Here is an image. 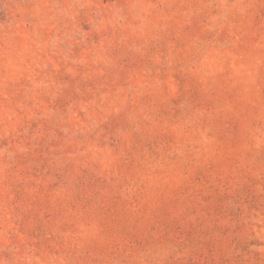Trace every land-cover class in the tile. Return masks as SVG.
Masks as SVG:
<instances>
[{
	"label": "rangeland",
	"instance_id": "rangeland-1",
	"mask_svg": "<svg viewBox=\"0 0 264 264\" xmlns=\"http://www.w3.org/2000/svg\"><path fill=\"white\" fill-rule=\"evenodd\" d=\"M0 264H264V0H0Z\"/></svg>",
	"mask_w": 264,
	"mask_h": 264
}]
</instances>
